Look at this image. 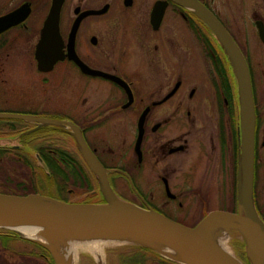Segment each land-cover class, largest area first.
<instances>
[{
    "label": "flooded vegetation",
    "instance_id": "flooded-vegetation-1",
    "mask_svg": "<svg viewBox=\"0 0 264 264\" xmlns=\"http://www.w3.org/2000/svg\"><path fill=\"white\" fill-rule=\"evenodd\" d=\"M188 1L62 0L63 58L42 71L36 47L53 0H0V113L28 116L0 117V171L23 173L0 176V193L20 195L33 172L48 170L66 173L77 191L88 180L99 188L79 134L120 199L192 221L180 222L187 226L211 212L243 216L239 52L253 102L251 197L264 222V0ZM73 187L54 194L74 200ZM225 223L242 237L233 247L245 252L241 223ZM136 247L110 250L108 263L186 264Z\"/></svg>",
    "mask_w": 264,
    "mask_h": 264
},
{
    "label": "water",
    "instance_id": "water-1",
    "mask_svg": "<svg viewBox=\"0 0 264 264\" xmlns=\"http://www.w3.org/2000/svg\"><path fill=\"white\" fill-rule=\"evenodd\" d=\"M61 1L53 0L41 29V38L36 47L37 66L42 71L51 69L57 60L63 58L61 55L62 42L58 34L59 4ZM180 1L185 5L189 4L188 0ZM103 11L104 9L92 10L88 13H101ZM161 13L162 11L158 12L154 7L152 19L157 16V20H159ZM199 13L203 19L212 23L214 28H217L207 13L203 10H199ZM83 14H87V12ZM1 21L2 18H0V31L3 28ZM68 51L71 54L73 53V36H70ZM237 55L236 61L240 67L239 80L243 123L241 161L243 181L239 190L243 216L211 212L195 226H187L151 208L141 207L120 199L109 185L102 164L88 149L82 136L76 134L86 163L99 179V190L104 194L102 199L105 202H65L38 193L25 196L0 193V227L10 229L21 237L32 240L47 249L54 264H57V261L51 246L38 239L21 235L11 226L29 225L35 231L41 229V231L52 233V235L72 236L71 238L76 239L100 238L108 231L134 232L168 244L175 249L181 259L168 257L158 248L149 244L136 243V245L150 248L166 258L186 264H248L226 252L213 239H209L198 229L200 225L208 221H215L223 231H232L225 223V218L231 217L241 223L238 229L242 231L246 239L245 253L249 264H264V222L256 214L251 197L253 164L252 91L245 62L239 52ZM0 117L25 118L28 116L0 113ZM71 127L75 130L74 126ZM140 137L141 131L138 133L135 145L138 152ZM255 237L258 238V244L253 247ZM63 258L60 259L61 263L64 261Z\"/></svg>",
    "mask_w": 264,
    "mask_h": 264
},
{
    "label": "bare ground",
    "instance_id": "bare-ground-1",
    "mask_svg": "<svg viewBox=\"0 0 264 264\" xmlns=\"http://www.w3.org/2000/svg\"><path fill=\"white\" fill-rule=\"evenodd\" d=\"M16 229L21 235L26 237H32L43 241L47 245L51 246L54 250L57 264H75L77 259V252L80 249H87L94 255L96 261L99 264H103V250L101 243H141L149 244L158 248L166 256L181 259L175 249L168 244L158 241L152 237L145 236L134 232H122V231H108L100 238H89V239H76L71 238L72 236H56L52 233L41 231V229H33L29 225L11 226ZM199 231L208 237L213 239L217 244L221 246L226 240V234L223 229L219 228V225L215 221H208L198 227ZM258 244V238H254L253 247ZM226 252L225 248H223ZM233 255L232 253H230ZM234 256V255H233ZM61 257H64L63 263H61Z\"/></svg>",
    "mask_w": 264,
    "mask_h": 264
},
{
    "label": "trees",
    "instance_id": "trees-1",
    "mask_svg": "<svg viewBox=\"0 0 264 264\" xmlns=\"http://www.w3.org/2000/svg\"><path fill=\"white\" fill-rule=\"evenodd\" d=\"M70 175L71 176L73 175V177L76 178L77 172H71ZM29 180L32 183L31 186L32 188L22 192L20 194L21 196L34 194L35 192L36 193L38 192V194L53 197L65 202L78 201L77 200L78 198L74 200H68L65 198L60 199L54 194L57 193V194L66 195V188L76 186L75 184L76 182H72L71 180H69L68 177L66 176V173H64L61 170H51V171L48 170L41 173L33 172L29 176ZM44 182L46 184H44ZM47 185L49 186V188H45V186ZM39 188L42 189L43 191L44 190L46 191L45 192L39 190L37 191V189ZM92 189H93L92 183L91 181L88 180L87 186L85 187V191L88 192L91 191ZM137 205L141 206L140 204ZM134 249H137L139 252H142L143 254H151L152 257L163 260V258L160 255H158V253H156L154 250L150 248L136 247ZM239 256L241 257L242 260L244 259V257H247L244 250L240 251ZM0 258L5 259V262H0V264L10 263V259L12 258L13 259L24 258L28 260H33L37 263L43 261L44 264H54V261L47 249H45L44 247H42L41 245L37 244L32 240L21 237L18 233L10 229L2 228V227H0Z\"/></svg>",
    "mask_w": 264,
    "mask_h": 264
},
{
    "label": "rangeland",
    "instance_id": "rangeland-1",
    "mask_svg": "<svg viewBox=\"0 0 264 264\" xmlns=\"http://www.w3.org/2000/svg\"><path fill=\"white\" fill-rule=\"evenodd\" d=\"M0 176L1 177H4V176H9L11 178H14V180H19L23 177V173L22 171H0ZM74 188V192H75V196L73 197H76L80 200H83L84 197H88V202H93V203H96V202H99L100 199L103 200V193L99 190L98 187H95L93 188L95 193L90 197L88 194L93 190L91 191H85L84 190V193L81 192V191H77L76 189V186L73 187ZM76 198V199H77ZM77 199V200H78ZM174 220H177V222L179 221L182 222V223H185L188 225L187 222H189V224H191L192 221L190 220H187L186 221H183V220H178L176 218H173ZM225 234H226V240L224 241V244L222 245L221 244V247L222 248H225L227 251H229L230 253H232L237 259L241 257L239 256L238 252H237V249H235L232 245V240L234 238H238V239H241L242 237L240 235H237L235 234L233 231L231 230H224ZM138 246V247H141L140 245H136V243H132V242H124V243H101V246H102V250H103V264H116V259L114 257H111V261H109L108 263V260H109V255H110V250H113L114 248H117V247H120V246H124V247H128V246ZM155 251V250H154ZM156 253H158L157 251H155ZM158 255H161L160 253H158ZM242 260V259H241ZM240 260V261H241ZM8 261V259H7ZM0 262H5V259L4 258H0ZM7 264H44L43 261L37 263L33 260H28V259H10V263H7ZM75 264H99L94 255L91 253V251L87 250V249H80L78 252H77V259H76V263Z\"/></svg>",
    "mask_w": 264,
    "mask_h": 264
}]
</instances>
